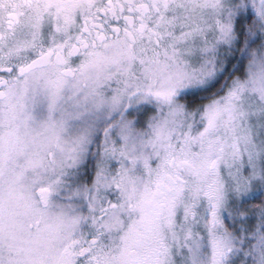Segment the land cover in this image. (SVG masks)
Wrapping results in <instances>:
<instances>
[{
  "label": "snow or ice",
  "instance_id": "obj_1",
  "mask_svg": "<svg viewBox=\"0 0 264 264\" xmlns=\"http://www.w3.org/2000/svg\"><path fill=\"white\" fill-rule=\"evenodd\" d=\"M0 264H264V0H0Z\"/></svg>",
  "mask_w": 264,
  "mask_h": 264
}]
</instances>
